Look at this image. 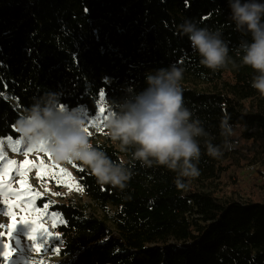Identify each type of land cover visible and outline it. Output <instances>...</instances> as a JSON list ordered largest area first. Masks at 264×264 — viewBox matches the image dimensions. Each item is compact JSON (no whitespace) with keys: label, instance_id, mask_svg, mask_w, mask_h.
<instances>
[{"label":"trees","instance_id":"1","mask_svg":"<svg viewBox=\"0 0 264 264\" xmlns=\"http://www.w3.org/2000/svg\"><path fill=\"white\" fill-rule=\"evenodd\" d=\"M185 19L221 29L230 62L211 70L200 62L186 35ZM250 39L235 29L228 0H0V138L18 139V116L45 92L61 107L98 114V97L120 102L146 87L145 74L176 64L218 89L182 86L194 118L221 144L220 122L233 126V148L219 158L207 155L204 138L200 178L220 177L232 161L264 157V96L251 87L253 70L241 66L237 48ZM235 62L238 67H233ZM13 98L14 105L6 96ZM94 144L113 160L131 162L110 138ZM92 203L115 209L117 233L88 211L89 204L55 201L59 256L69 264H264V199L220 196L214 189H185L163 166L129 163L134 175L124 190L100 185L73 161ZM46 200H39L43 206ZM181 247L168 246L173 242Z\"/></svg>","mask_w":264,"mask_h":264},{"label":"clouds","instance_id":"2","mask_svg":"<svg viewBox=\"0 0 264 264\" xmlns=\"http://www.w3.org/2000/svg\"><path fill=\"white\" fill-rule=\"evenodd\" d=\"M230 19L235 29L250 39H242L237 48L241 66L254 75L251 87L264 96V0H228ZM178 30L186 35L200 62L215 71L231 60L228 43L219 28L200 27L185 19ZM233 67L238 65L233 62ZM183 68L176 64L145 74L146 87L120 102H109L105 120L108 137L121 152H130L131 162L113 160L89 136L88 120L76 109L61 107L56 93L45 92L15 120L18 138L27 146H43L61 162L78 161L95 176L100 185L124 190L134 175L132 167L163 166L175 173L174 183L185 189L188 181L199 177L201 144L208 156L219 159L233 148V126L229 118L220 122L221 144L205 130L200 119L183 100Z\"/></svg>","mask_w":264,"mask_h":264},{"label":"rangeland","instance_id":"3","mask_svg":"<svg viewBox=\"0 0 264 264\" xmlns=\"http://www.w3.org/2000/svg\"><path fill=\"white\" fill-rule=\"evenodd\" d=\"M181 85L204 92L218 89L217 85L195 79L185 70ZM6 96L14 105H17L13 98L8 94ZM98 105V114L94 117H88L90 119L87 123L92 142H103L109 138L105 128L108 106L104 95L98 97ZM102 106L105 109L103 113L100 112ZM76 110L80 116H87L84 107ZM17 141L20 139L0 138V154L4 156V159L0 160V181L10 184L15 193L30 192L33 197L32 203L43 214L41 222L45 224L52 236L38 233L36 241L30 239L33 228L30 221L18 222L10 236L9 226L14 219L19 221L23 215H37L39 213H27L22 211L20 207L10 209L9 203H5V200L15 203L16 195L7 188H0V264L70 263L69 257L59 256L55 251L58 248V243H56L58 238L57 225L61 221V218L50 210V206L55 201L71 200L77 204H89L88 211L104 219L114 233H117L114 219L115 209L113 207L102 208L96 203H92L78 180L73 161H57L48 151H28L27 145L23 142L17 143ZM116 146L119 148L118 144ZM9 160L15 161L16 165H8L5 169L4 165ZM230 162V167L220 173V177L212 180H204L198 177L192 180V184L203 190L214 189L223 197L235 196L240 200H245L253 194L264 199V157L252 156L248 160L241 161L238 165H233L232 161ZM17 169H20L24 174H19ZM61 169L66 170V172L62 173ZM39 200H46L43 206L38 204ZM9 211L14 212L15 216L9 215ZM35 243L43 244L40 251L34 250ZM6 244L11 248L10 256L7 257L3 254L6 251ZM181 246L182 243L173 241L168 247L179 248Z\"/></svg>","mask_w":264,"mask_h":264},{"label":"snow or ice","instance_id":"4","mask_svg":"<svg viewBox=\"0 0 264 264\" xmlns=\"http://www.w3.org/2000/svg\"><path fill=\"white\" fill-rule=\"evenodd\" d=\"M101 96H103V92H101L100 94ZM105 111L104 107L102 106L100 108V112L103 113ZM22 141H17V143H21ZM32 150H40V151H47L46 148H44L43 146L37 147V148H33L28 146V151H32ZM4 156L2 154H0V160H3ZM8 165H16L15 161H7V164L4 165V168L7 169ZM18 173L23 175L24 173L22 171H20V169H17ZM61 172H66V170L61 169ZM70 175V174H68ZM69 187H71V185H69ZM0 188H7L9 191H12L15 193V190L11 189L10 184H6L3 181H0ZM16 195V201L15 203H11L9 202L7 199L5 200V203H9L10 205V209L12 207H20L22 209V211L27 212V213H39L37 215H23L20 217L19 221H16L15 219L13 220V223L9 226V235L11 236L12 231L15 229V226L18 222H31L33 225V228L31 230V234H30V239H32L33 241H36L37 239V234L38 233H44L47 234L49 236H52V233H50L47 229V227L45 226L44 223L41 222V216L43 215L42 213H40L39 209H36L34 204L32 203L33 197L31 196L30 192L25 191V192H21V193H15ZM9 215H12L13 217L15 216L14 212L9 211ZM43 247V244L41 243H35L34 244V250L35 251H40L41 248ZM6 251L3 253L6 257L10 256V252H11V248L8 244L5 245ZM56 252H59L60 249L56 248L55 249Z\"/></svg>","mask_w":264,"mask_h":264}]
</instances>
